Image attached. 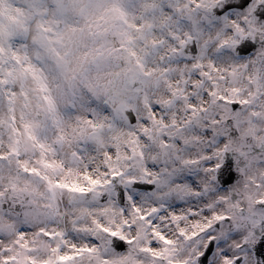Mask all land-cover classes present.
Here are the masks:
<instances>
[{
	"label": "snow or ice",
	"instance_id": "6c2138e0",
	"mask_svg": "<svg viewBox=\"0 0 264 264\" xmlns=\"http://www.w3.org/2000/svg\"><path fill=\"white\" fill-rule=\"evenodd\" d=\"M0 264H264V0H0Z\"/></svg>",
	"mask_w": 264,
	"mask_h": 264
}]
</instances>
